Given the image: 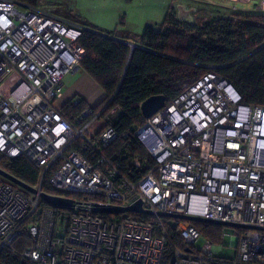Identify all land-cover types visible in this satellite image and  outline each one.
<instances>
[{"label":"built area","instance_id":"2783aa9c","mask_svg":"<svg viewBox=\"0 0 264 264\" xmlns=\"http://www.w3.org/2000/svg\"><path fill=\"white\" fill-rule=\"evenodd\" d=\"M228 1L235 10L253 2ZM81 35L35 6L0 0V154L39 169L36 193L0 174V250L27 232L23 256L38 264H264V106L243 103L229 79L208 72L136 129L154 165L133 181L104 154L118 137L103 117L113 98L75 115L56 104L66 77L81 70ZM49 174L58 191L51 194L84 197L72 198V209L50 206L40 195ZM139 201L152 214L94 211ZM160 212L260 229L236 227L237 255L229 259L215 252L222 236L199 249L194 223L167 217L186 244L172 250Z\"/></svg>","mask_w":264,"mask_h":264},{"label":"trees","instance_id":"16d2710c","mask_svg":"<svg viewBox=\"0 0 264 264\" xmlns=\"http://www.w3.org/2000/svg\"><path fill=\"white\" fill-rule=\"evenodd\" d=\"M19 1L37 5V0ZM204 4L218 10H213L211 19L202 24L195 19L183 20L178 18L175 6H171L164 23L147 26L133 49L129 40L116 37L110 31L93 25L82 29L79 44L86 53L81 61V70L105 91L102 101L92 107L100 110L113 98L103 117L105 125L112 127L118 137L104 154L133 181H138L154 165V159L135 134L145 121L141 104L147 98L164 95L169 102L197 79L214 72L232 82L243 103L264 106L263 11ZM223 9L232 15H246L254 20L237 21L232 17L217 16ZM77 99L75 106L71 100L60 107L68 115H75L89 105L86 99ZM112 109H115L114 113L110 112ZM136 158L142 164L140 167L133 163ZM0 166L31 185L38 182L39 169L25 157L1 156ZM49 177L50 174L43 182V189L48 193H58L50 184ZM67 195L74 199L84 197L75 193ZM88 199H93V196L89 195ZM162 220L168 225L171 249H186L184 240L169 218L163 217ZM193 223L206 237L214 242L220 240L218 224ZM30 244L28 233H21L9 247L0 250V264H38L23 256Z\"/></svg>","mask_w":264,"mask_h":264},{"label":"rangeland","instance_id":"374dc122","mask_svg":"<svg viewBox=\"0 0 264 264\" xmlns=\"http://www.w3.org/2000/svg\"><path fill=\"white\" fill-rule=\"evenodd\" d=\"M196 1L199 2V0H37V5L34 6L53 17L82 29L84 26L86 28L93 25L99 29L110 31L116 37L129 40L132 47L147 26H160L164 23L171 6H175L174 9L178 18H190L191 15L189 16V14L191 13L193 20L195 19L199 24L211 19L214 16L213 10L218 11ZM216 1L226 6L232 5L228 0ZM234 4L241 9L248 6H259L264 13V0H253L249 4ZM192 8H196V10ZM219 13L220 15H217L219 17H232L237 21L254 20L251 17H246V15H232L225 9L220 10ZM84 73L83 70H80L78 73L68 75L65 79L66 90L73 85V81L78 80ZM91 80L92 82L89 83L81 82L78 88L85 91L86 94L82 95L90 101L86 100L90 106H94L105 97V91L94 79ZM79 94L74 97L80 99L81 95ZM58 103L60 101L56 102V104ZM235 230L236 227L233 226L219 225L220 235L224 239L225 245L222 251H215L218 256L229 259L236 257L238 237L235 235ZM207 238L206 235L202 234L196 243L197 248L201 249L206 244Z\"/></svg>","mask_w":264,"mask_h":264},{"label":"water","instance_id":"95a60500","mask_svg":"<svg viewBox=\"0 0 264 264\" xmlns=\"http://www.w3.org/2000/svg\"><path fill=\"white\" fill-rule=\"evenodd\" d=\"M137 46L135 44L132 45V49ZM166 97L164 95H154L149 98H147L142 104V112L145 118L151 117L158 109L163 107L166 103ZM0 174L6 177L7 179L13 181L14 183L22 186L23 188L27 189L30 192L36 193L37 189L34 188L31 184L25 182L24 180L20 179L19 177L15 176L14 174L10 173L6 169L0 167ZM42 199L49 204L52 207L59 208V209H72L74 207V200L72 198L61 196V195H55L48 192H41L40 193ZM97 213H113V212H125V211H136V212H144L146 214H152L150 210H144L142 208V203L139 201L135 203L132 206L128 207H122V206H101L97 205L95 210ZM160 216L162 217H177L185 220H189L192 222L200 221L205 223H211V224H218V225H228L233 227H241L244 225L231 223V222H225L220 220H214V219H208L204 217H198V216H192V215H179V214H170L167 212H160ZM247 228L252 229H260L255 226H244Z\"/></svg>","mask_w":264,"mask_h":264},{"label":"crops","instance_id":"0c3cea01","mask_svg":"<svg viewBox=\"0 0 264 264\" xmlns=\"http://www.w3.org/2000/svg\"><path fill=\"white\" fill-rule=\"evenodd\" d=\"M196 2H198V1H196ZM199 3V2H198ZM218 5H222V4H220V3H218ZM256 7L257 6H248V7H246V8H243V9H253V8H255L256 9ZM84 71V70H83ZM85 72V71H84ZM78 73V72H77ZM91 79H93V78H91V76L87 73V72H85L84 74H82L81 75V77L77 80H75V81H73L72 82V84L73 85H71V87H69L68 89H69V91H68V89L66 90V88L67 87H65V90H64V94H63V97L61 98V99H59L58 101H60V103H58L57 105L58 106H60V105H62V104H64V103H66L67 101H71V100H73L75 97V95H77V94H79V93H81V94H79V95H81V97L82 98H84V99H86L83 95L84 94H86L85 93V91L84 90H80L79 88H78V86H80V83L81 82H87V83H89V82H92V80ZM83 94V95H82ZM88 102H90L88 99H86Z\"/></svg>","mask_w":264,"mask_h":264}]
</instances>
